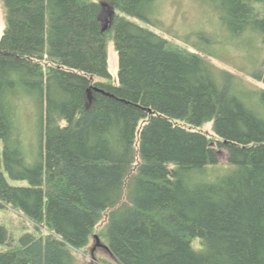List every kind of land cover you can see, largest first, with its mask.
<instances>
[{
	"label": "trees",
	"instance_id": "1",
	"mask_svg": "<svg viewBox=\"0 0 264 264\" xmlns=\"http://www.w3.org/2000/svg\"><path fill=\"white\" fill-rule=\"evenodd\" d=\"M155 1L0 0V208L46 230L0 264H73L95 235L119 264H264V61L251 76L263 87L239 88L232 71L139 24ZM217 1L231 36L264 44V0ZM104 8L115 15L101 32ZM22 95L39 107L33 166ZM207 123L215 145L198 130ZM221 150L231 171L201 180Z\"/></svg>",
	"mask_w": 264,
	"mask_h": 264
},
{
	"label": "rangeland",
	"instance_id": "2",
	"mask_svg": "<svg viewBox=\"0 0 264 264\" xmlns=\"http://www.w3.org/2000/svg\"><path fill=\"white\" fill-rule=\"evenodd\" d=\"M155 3L154 7L146 10L145 20L139 21L140 25L172 40L181 47L201 54L216 70L232 71L239 79L237 81L239 88L243 89L241 85L253 89L263 87L251 76L257 72L264 61V44L260 38L250 34L246 37L231 36L219 20L220 10L217 7V0H156ZM256 8L260 17L264 18V3L258 4ZM114 15L115 12L110 9L104 8L101 11L99 17L101 29L107 30ZM3 28L4 21L0 4V36ZM106 48L110 82L118 85V57L111 35L108 36ZM22 96L24 99L19 116L22 119L24 153L31 161L28 162V166H33L39 161V107L31 96ZM198 130L206 133L215 145L218 139L212 129V123H207ZM218 160L217 166L209 167L205 174L199 176L201 180L212 182L210 178H220L231 171L224 150H221ZM4 175L12 186H27L26 182L15 181L7 173ZM0 226L4 227L8 233V244H0V253L9 250L11 246H17L19 238L24 234H46L43 227H39L41 233H37L34 223L10 207L0 208ZM101 227L96 233H99ZM93 237L88 247L73 252V264H119L108 253L105 240L100 242L96 238L97 235L94 237L96 239Z\"/></svg>",
	"mask_w": 264,
	"mask_h": 264
},
{
	"label": "water",
	"instance_id": "3",
	"mask_svg": "<svg viewBox=\"0 0 264 264\" xmlns=\"http://www.w3.org/2000/svg\"><path fill=\"white\" fill-rule=\"evenodd\" d=\"M114 17V16H113ZM113 17H112V20H113ZM112 20H111V22H112ZM101 32H104V29H101Z\"/></svg>",
	"mask_w": 264,
	"mask_h": 264
}]
</instances>
